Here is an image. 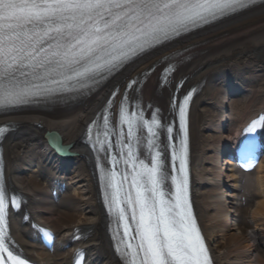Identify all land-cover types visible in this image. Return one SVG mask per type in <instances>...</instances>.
<instances>
[{
	"label": "bare ground",
	"instance_id": "obj_1",
	"mask_svg": "<svg viewBox=\"0 0 264 264\" xmlns=\"http://www.w3.org/2000/svg\"><path fill=\"white\" fill-rule=\"evenodd\" d=\"M165 64L175 70L162 86ZM145 71L135 94L146 107L164 110L179 82L180 94L195 91L189 191L211 264H264V148L250 170L213 159L217 146L231 147L246 131L264 140V4L142 56L84 102L0 113L13 128L1 145L4 186L15 200L5 212L11 247L31 264H123L98 201L100 163L84 139L109 92L121 96L122 83ZM39 231L51 235V248Z\"/></svg>",
	"mask_w": 264,
	"mask_h": 264
},
{
	"label": "snow or ice",
	"instance_id": "obj_2",
	"mask_svg": "<svg viewBox=\"0 0 264 264\" xmlns=\"http://www.w3.org/2000/svg\"><path fill=\"white\" fill-rule=\"evenodd\" d=\"M255 2L0 0V109L50 97L65 88L84 87L87 81L112 71L139 51L238 13ZM49 84L60 87H48ZM103 119L107 126L108 117ZM180 120L183 127V107ZM128 122L131 136L133 124L131 119ZM152 123H157L155 118ZM5 131L0 128V134ZM148 131L150 137L157 135L151 126ZM154 144V139L149 138L150 152ZM184 148L181 141L180 149L174 152V158L180 160L176 171L181 174L184 173ZM128 156L135 158V153L130 151ZM159 156L157 152L148 164L139 160L140 170L131 178L135 194L128 192L122 200L118 197L123 184L117 187L115 173L101 170L106 202L110 210L118 208L119 219L126 221L125 235L131 230L129 219L136 225L139 242L126 246L133 248L123 253L126 264H211L188 202L187 176L170 175ZM168 181L174 191L167 189ZM109 188L116 191L108 193ZM120 204H125L127 209L119 207ZM6 206L7 193L0 176V222L4 220ZM0 250L6 251L2 237ZM8 256L13 264H24L11 252Z\"/></svg>",
	"mask_w": 264,
	"mask_h": 264
}]
</instances>
